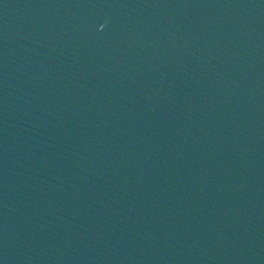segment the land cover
I'll return each instance as SVG.
<instances>
[{
  "label": "water",
  "instance_id": "obj_1",
  "mask_svg": "<svg viewBox=\"0 0 264 264\" xmlns=\"http://www.w3.org/2000/svg\"><path fill=\"white\" fill-rule=\"evenodd\" d=\"M0 264H264V0H0Z\"/></svg>",
  "mask_w": 264,
  "mask_h": 264
},
{
  "label": "snow or ice",
  "instance_id": "obj_2",
  "mask_svg": "<svg viewBox=\"0 0 264 264\" xmlns=\"http://www.w3.org/2000/svg\"><path fill=\"white\" fill-rule=\"evenodd\" d=\"M101 27H103V25H101Z\"/></svg>",
  "mask_w": 264,
  "mask_h": 264
}]
</instances>
